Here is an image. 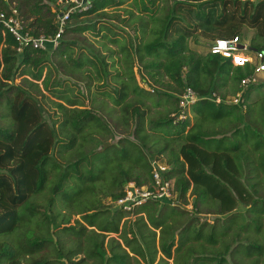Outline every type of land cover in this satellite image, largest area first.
I'll use <instances>...</instances> for the list:
<instances>
[{
    "label": "trees",
    "instance_id": "trees-1",
    "mask_svg": "<svg viewBox=\"0 0 264 264\" xmlns=\"http://www.w3.org/2000/svg\"><path fill=\"white\" fill-rule=\"evenodd\" d=\"M57 1L17 0L15 11L32 37L58 34L59 14L50 7ZM89 3L69 15L56 49L19 53L14 37L0 31V88L15 91L4 113L12 128H0V238L24 225L29 250L49 249L35 264H264V82L243 88L250 66L234 68L189 45L196 38H242L248 29L256 33L251 49L264 52V0ZM11 8L0 0V14ZM98 15L122 19L124 29L90 20ZM70 33H91L100 49L90 44V54L76 55V40L65 38ZM54 59L83 84L91 108L60 82L52 85L51 68L42 79ZM23 75L42 80L43 90L61 101L52 102L57 121L45 118L33 95L42 92L37 83H6ZM189 92L193 102L184 100ZM96 105L124 136L107 148L100 145L114 132ZM155 157L170 167L166 178L180 205L148 201L131 212L138 218L129 228L121 225L129 213L118 208L110 218L104 200L123 199L128 183L153 190L149 158ZM188 195L192 211L181 207ZM203 206L221 216V226L194 217L205 214ZM74 216L82 223L73 225ZM0 264H23L3 240Z\"/></svg>",
    "mask_w": 264,
    "mask_h": 264
},
{
    "label": "rangeland",
    "instance_id": "rangeland-1",
    "mask_svg": "<svg viewBox=\"0 0 264 264\" xmlns=\"http://www.w3.org/2000/svg\"><path fill=\"white\" fill-rule=\"evenodd\" d=\"M61 1L62 0H59L56 3L50 4L51 10L54 13H58L59 14L58 16H61L62 13L65 12V10L68 12L74 10V8L69 7L70 5H68V4L70 2L69 3L68 2L62 3ZM88 1H90V0H88ZM243 1L245 2L248 0H243ZM249 1L256 2V1H260V0H249ZM6 2H7V6L9 8L12 7L11 9H13V11L16 10L15 9L16 6H20V4L17 2V0H6ZM44 2H45V0H44ZM45 3H47V2H45ZM47 4H49V3H47ZM130 4H131V1L126 3L125 7L128 8L130 6ZM106 12H108V14L115 15L113 13L114 11H112V10L108 9V10H106ZM118 14H121V17H123V15H124L122 13V11H118ZM98 19H102L103 21L112 25L116 29H118V28L124 29L123 24H122V19L116 20L115 18H109L107 16L102 17V16L98 15L97 17L91 18L90 20L92 22H95ZM118 32H120V31H118ZM255 35H256L255 31L245 29L243 32V35H242V39L244 40L245 43H247L251 46L252 39L255 37ZM65 38H66V40H72V39H73L72 41H74V39L76 40L75 41V44L77 46L75 49L76 55H78L79 53L90 54V53H88V50H87V47L90 46V44H92L95 48L100 49V47L98 46L97 40L91 35V33H86V34H83L81 36H76V37L73 35V33H70ZM210 44H211V42L203 40L202 38H196V39H193L189 42L190 48H192L193 50L197 51L200 54L208 53ZM63 59H65V57H63ZM52 61L54 62V64L50 63V65H48L49 68L45 67L42 79H44L46 77L48 70L51 68V84L56 85L58 82H60V85H61L60 88L62 91L72 90L71 95H74V96L80 98V100H84L86 102L85 106H87L88 108H91L90 107L91 103L89 100H87L88 98L86 97L87 96L86 91L83 89V84L80 81L71 79L69 76H67L65 73V70L62 68L61 65L59 67V65L55 59ZM56 67L59 68L58 71H56ZM136 72H138V68H136ZM136 77H137L138 84L141 87H145L142 83V80H141L139 73H136ZM25 79H28L29 81H33V79L31 77L23 75V76H17V78L14 80V82L9 81L6 83L8 85L12 84L13 86H17V87L18 86L25 87V82H24ZM33 82L37 83L42 90L41 93L33 92V95L40 101L41 105L43 106V110H45V118L48 120V122L50 124L57 121L58 112L56 110V107L52 104V102H61V101L54 98L51 93H47L43 90L42 80L39 82H36V81H33ZM256 82L258 84L264 82V74L257 76ZM14 92L15 91L12 89V90H9L7 93L4 94V90H2V88H0V128L1 129L7 130V129L12 128V120L4 118V113H5V105H6L7 99L10 98ZM82 93L84 96H82ZM226 97H227V100L233 101V99H231L228 96V94ZM258 97H259L258 93H255L252 98H253V100H256ZM98 100L108 101V99L102 98V97ZM108 106H111L110 102L108 103ZM93 108L98 110L101 119L110 126V128L113 130L114 136H115L113 140H109L107 143H105L104 145L101 144L100 146H103L102 148H104L106 145L109 146L110 144L118 143L119 140L121 138H123L124 136H120L119 131L116 130V127H115L116 123H113V121L110 119L108 114L103 111V107L101 105H98V106L96 105ZM261 129L264 130L263 128H261ZM54 154H55L54 159H58L56 153H54ZM157 158L158 157L149 158V163H151L154 159H157ZM162 159L166 162L165 158L162 157ZM156 161L161 162L159 160H156ZM173 195H174V197L177 198V193L175 192V187H174ZM187 200H188V205L185 207L181 205V207L184 208L185 210L192 211L193 210V204H194V197L188 195ZM104 205L108 208L109 214H110L109 216H110V218H112L114 216L116 210H118V206L116 205V203H112L109 199L104 200ZM59 209H64V207H61ZM203 210L205 212L204 215H200V216L194 215V217L199 218L201 224L202 223H209L212 226H214V225L221 226V224L217 221V219H219V218L221 219V216L213 214L212 211H214V209H206V207L203 206ZM238 211L243 213L246 211V208L241 205L239 207ZM137 218H138V216L136 214L129 213L128 215H125L123 217V219L121 220V225H125L129 228L130 225L133 224L137 220ZM76 221L81 222V219L79 216L73 217L72 224L74 225ZM111 237L118 239L117 235H109L108 239ZM0 240H3L8 246H10L16 250L17 259L23 264H35L36 262H39V261L49 257V249L45 246L38 248V249L29 250V248L27 247V243H26V227L24 225L23 226L20 225L12 233L1 237ZM80 258H82V257L79 256L76 258V260H79Z\"/></svg>",
    "mask_w": 264,
    "mask_h": 264
},
{
    "label": "built area",
    "instance_id": "built-area-1",
    "mask_svg": "<svg viewBox=\"0 0 264 264\" xmlns=\"http://www.w3.org/2000/svg\"><path fill=\"white\" fill-rule=\"evenodd\" d=\"M70 3L71 6L69 7L74 8V10L69 12L65 10L59 16L60 28L55 37H32L23 27L16 11H12L10 15L5 13L0 14V31L4 36L8 33L14 37L18 44L19 53L27 47L38 51H49L50 47L56 49L59 46L60 35L63 32L65 21L69 15L87 11L90 7L88 0H73ZM209 53L222 56L234 68L250 66L253 69V75L241 81L243 88H248L250 85L257 83L256 77L264 74V52L252 50L251 46L245 43L241 37H236L232 40H217L212 42L209 47ZM184 100L193 102L194 97L192 93L189 92ZM239 101L238 96L230 102L238 104ZM217 102H220V100H217ZM184 118V116H181L179 119ZM150 165L154 189L150 190L148 187H137L134 183H128L125 187V196L116 202L119 209L131 213L138 206L151 200L164 201L173 207L180 205L177 198L173 195L174 181L166 178L170 172V167L164 162L162 163V161L158 162L156 160H153Z\"/></svg>",
    "mask_w": 264,
    "mask_h": 264
},
{
    "label": "water",
    "instance_id": "water-1",
    "mask_svg": "<svg viewBox=\"0 0 264 264\" xmlns=\"http://www.w3.org/2000/svg\"><path fill=\"white\" fill-rule=\"evenodd\" d=\"M108 145H106L104 148H106Z\"/></svg>",
    "mask_w": 264,
    "mask_h": 264
}]
</instances>
